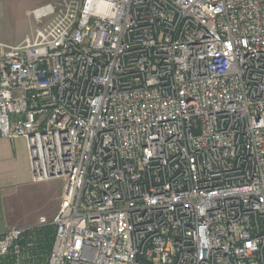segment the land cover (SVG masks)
<instances>
[{
	"label": "built area",
	"instance_id": "1",
	"mask_svg": "<svg viewBox=\"0 0 264 264\" xmlns=\"http://www.w3.org/2000/svg\"><path fill=\"white\" fill-rule=\"evenodd\" d=\"M30 15L0 42V138L66 185L51 221L0 233V264H264V0Z\"/></svg>",
	"mask_w": 264,
	"mask_h": 264
},
{
	"label": "crops",
	"instance_id": "2",
	"mask_svg": "<svg viewBox=\"0 0 264 264\" xmlns=\"http://www.w3.org/2000/svg\"><path fill=\"white\" fill-rule=\"evenodd\" d=\"M41 183L32 180L26 140L0 138V233L34 223L41 214L54 218L58 210H55L53 203L48 210H41L35 218L27 217L24 208L27 197L35 196V188ZM63 194L64 191L55 196L54 200H59L60 204Z\"/></svg>",
	"mask_w": 264,
	"mask_h": 264
},
{
	"label": "rangeland",
	"instance_id": "3",
	"mask_svg": "<svg viewBox=\"0 0 264 264\" xmlns=\"http://www.w3.org/2000/svg\"><path fill=\"white\" fill-rule=\"evenodd\" d=\"M65 1L69 0H0V42L16 44L25 36L32 35L37 27V23L34 17L30 15V12L35 8L48 4L60 6ZM65 185V180L60 178L38 184L35 188L37 194L27 197L26 204L24 205L28 213L27 217L31 216V218H35L41 210H48L52 203L57 211L59 200L54 199L55 196L62 194ZM41 215L45 216V214ZM47 219L49 221L52 220L50 218ZM37 222L38 219L26 226L34 225Z\"/></svg>",
	"mask_w": 264,
	"mask_h": 264
},
{
	"label": "trees",
	"instance_id": "4",
	"mask_svg": "<svg viewBox=\"0 0 264 264\" xmlns=\"http://www.w3.org/2000/svg\"><path fill=\"white\" fill-rule=\"evenodd\" d=\"M52 234H53V228H50V229L48 230V232H47V235H48V238H49V242H48V244H47L48 247H46V248H47L48 250L51 249V243H52V239H53Z\"/></svg>",
	"mask_w": 264,
	"mask_h": 264
}]
</instances>
